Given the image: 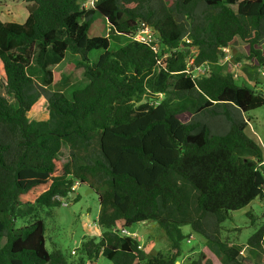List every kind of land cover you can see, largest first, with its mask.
I'll use <instances>...</instances> for the list:
<instances>
[{
    "label": "trees",
    "instance_id": "trees-1",
    "mask_svg": "<svg viewBox=\"0 0 264 264\" xmlns=\"http://www.w3.org/2000/svg\"><path fill=\"white\" fill-rule=\"evenodd\" d=\"M15 1L29 5L24 21L0 20V264H74L47 250L41 218L25 219L50 212L75 181L98 195L100 228L81 241L80 264L99 253L113 264H176L183 225L221 247L219 264H250L219 232L230 212L264 197V149L236 116L264 105V90L238 84L217 64L227 47L228 64L264 68V0H95L89 8L80 0ZM95 14L103 35L91 33ZM144 26L156 50L133 39ZM111 40L119 44L112 50ZM94 49L103 51L91 62ZM66 51L75 56L70 69L88 80L70 96L68 73L50 69ZM192 56L208 66L205 74L186 71ZM218 120L223 133H214L224 126L212 125ZM147 221L162 230L167 254L122 234ZM247 244L263 252L264 224ZM183 264L213 263L204 246Z\"/></svg>",
    "mask_w": 264,
    "mask_h": 264
},
{
    "label": "rangeland",
    "instance_id": "rangeland-1",
    "mask_svg": "<svg viewBox=\"0 0 264 264\" xmlns=\"http://www.w3.org/2000/svg\"><path fill=\"white\" fill-rule=\"evenodd\" d=\"M29 3L15 0H0V20L22 22L26 18ZM91 33L103 35L105 33V25L100 15L95 14L91 24ZM153 41L155 36H151ZM157 43L158 40H155ZM124 43L121 38L120 44ZM119 44L114 40L110 41V49H114ZM102 49L91 50L88 54L91 62L96 61ZM75 62V56L70 51H66L65 58L57 65L50 66V69L59 76L67 72V87L65 94L70 96L72 90L77 87L84 86L88 80L82 72L71 70L70 65ZM230 67V72L237 75L235 80L238 84H246L255 86L257 90H264V68H243L241 62L220 60L217 64L218 69L225 71L226 67ZM31 76L38 78L39 70L35 69ZM4 72L0 63V80L4 79ZM63 81V80H62ZM64 82V81H63ZM9 101H12L11 96H7ZM237 117L245 119L248 123L247 131L264 149V105L249 110L247 112L238 111ZM212 125L220 127V131L214 133L225 132V123L221 120L212 123ZM69 157L68 147L66 144L61 145L59 159L66 162ZM88 187L85 184L75 186L74 192L67 197L61 198V203L54 205L50 212L48 208L38 210L34 216H29L25 220L31 221L34 217H39L45 224V246L51 251L59 249L66 256L68 261L74 264L78 263V258L81 256L80 245L81 241L88 235H97V230H100L96 223L98 212V195L92 191L87 192ZM62 202H66L67 206H63ZM247 212L253 215V221L246 214ZM264 224V197H257L245 207L230 212L220 224L221 242L226 243V246L233 245L236 248H241L240 255L248 260L250 264H264V248L263 252L255 255L257 251L250 252L248 249V238ZM19 225V224H18ZM99 228V229H98ZM132 235H136L140 240V245L146 252L167 254L168 242L163 235L162 230L156 222H136L126 229ZM182 233L186 236L182 241L184 253L175 262L183 264L187 258H195L198 251L205 246L206 252L213 264H219L226 257L221 247L207 242L203 236L190 228L189 225L181 227ZM189 238V241L187 239ZM5 242L4 238H0V246ZM83 262L81 264H113L103 253L97 256L87 257L82 255ZM245 261L243 260V263Z\"/></svg>",
    "mask_w": 264,
    "mask_h": 264
},
{
    "label": "built area",
    "instance_id": "built-area-1",
    "mask_svg": "<svg viewBox=\"0 0 264 264\" xmlns=\"http://www.w3.org/2000/svg\"><path fill=\"white\" fill-rule=\"evenodd\" d=\"M80 2H81V5L84 8H89V7H92L94 5L95 0H80ZM151 36L153 37L155 35L152 33V31H151L150 28L144 26V27L139 28L133 34L132 37H133V39H135V40H137L139 42H143V43L149 44L154 50H156V44H157L155 42L156 36H155V40L154 41L151 38ZM222 50L224 52V57L222 58V60L228 61L230 59V57H231L230 48L222 47ZM186 61H187V69H186L187 72H191L193 76L200 75V74L201 75L205 74V70L208 67L206 64L201 63V64L194 65V63H193V56L192 57H189V58H186ZM190 66H192V68ZM232 75H233L234 78L237 76V75H235V73L234 74L232 73ZM158 96L161 97V94H158ZM259 142H260V140H259ZM77 185H79V182L78 181H75L74 185L72 186V190ZM69 194H72V193H69ZM56 198L59 199L60 197H56ZM60 200H61V198H60ZM62 205L63 206H67V203L66 202H62ZM122 233H124V234H131L127 230H124ZM189 238L187 239V241H189ZM263 248H264V245H263Z\"/></svg>",
    "mask_w": 264,
    "mask_h": 264
},
{
    "label": "water",
    "instance_id": "water-1",
    "mask_svg": "<svg viewBox=\"0 0 264 264\" xmlns=\"http://www.w3.org/2000/svg\"><path fill=\"white\" fill-rule=\"evenodd\" d=\"M93 190L91 189V188H88L87 189V192H92ZM122 234H124V233H122Z\"/></svg>",
    "mask_w": 264,
    "mask_h": 264
},
{
    "label": "crops",
    "instance_id": "crops-1",
    "mask_svg": "<svg viewBox=\"0 0 264 264\" xmlns=\"http://www.w3.org/2000/svg\"><path fill=\"white\" fill-rule=\"evenodd\" d=\"M99 229V228H98ZM100 233V230H97V235Z\"/></svg>",
    "mask_w": 264,
    "mask_h": 264
}]
</instances>
